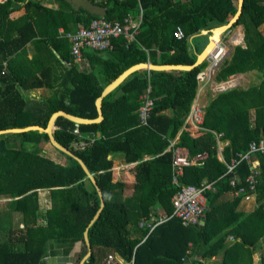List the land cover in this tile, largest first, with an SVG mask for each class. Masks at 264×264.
<instances>
[{"label":"trees","instance_id":"1","mask_svg":"<svg viewBox=\"0 0 264 264\" xmlns=\"http://www.w3.org/2000/svg\"><path fill=\"white\" fill-rule=\"evenodd\" d=\"M51 1L59 7L45 8L34 20L28 14L16 19L11 15L38 0L0 2V131L46 128L58 111L97 118L96 100L103 88L129 67L147 62L155 66L195 64L212 30L228 24L238 11V0H92L106 8L103 18L108 21L123 22L142 12V22L136 40L129 45L119 38L105 55L84 50L93 66L88 74L63 64L72 59L71 47L59 38L58 28L69 30L78 22L88 25L99 17L84 9L76 11L65 0ZM238 26L243 27L244 46L234 47L215 79L222 82L253 73L257 83L211 98L202 129L194 131L198 136L185 122L197 94V77L207 61L176 75L134 72L103 99L100 123L56 120L55 139L86 164L103 194L104 209L92 226L101 199L78 161L55 149L44 132L0 135V200H8L0 208V264H48L45 258L49 255L67 259L81 245L79 264L88 253L84 238L88 226L92 254L85 264H107L109 256L115 257L112 264H204L196 258L208 260L220 253L221 264H254L256 242L264 237V154L256 155L260 161L256 191L247 192L256 195L255 209L249 213L237 210L246 195L232 200L224 196L234 191L232 175H225L226 164L237 153L246 152L251 143L264 139V0H244L233 29ZM179 27L182 39L174 35ZM28 45L34 49L32 58ZM63 68L65 73L58 75ZM149 84L155 105L148 124L141 126L138 115L132 113L140 108L139 97ZM43 87L56 90L34 103L22 93ZM179 132L176 147L186 148L190 157L208 154L202 164L184 169L180 184L200 188L214 183V189L205 192L208 207L202 222L186 226L174 217L150 232L140 222H155L161 213L173 212L172 199L179 187L173 184L174 152L166 150ZM218 140L228 142L222 161ZM81 143L87 145L80 148ZM48 145L64 157L65 164L47 157ZM118 152L128 163H137L130 196L126 195L129 185L113 176L109 157ZM235 175L237 185L246 186L249 163L241 162ZM39 191L49 192L50 208L45 211L40 209ZM18 216L20 226L14 221ZM229 236L241 239L244 247H231Z\"/></svg>","mask_w":264,"mask_h":264},{"label":"built area","instance_id":"2","mask_svg":"<svg viewBox=\"0 0 264 264\" xmlns=\"http://www.w3.org/2000/svg\"><path fill=\"white\" fill-rule=\"evenodd\" d=\"M2 0H0L1 2ZM142 15V13H141ZM141 25L138 18L127 17L123 22L108 21L105 18L93 19L88 25L79 26L75 32L62 31L60 37L66 39L71 44V55L75 63H81L83 59V50L91 49L98 52H110L114 49L113 40L123 38L126 44L136 40V35ZM177 39L184 38V33L179 27L175 32ZM228 32L216 43L213 51L210 53L205 69L198 75L200 82L212 81L221 64L229 57L233 48L242 45V39L234 40ZM141 107L138 110L139 123L142 126L148 124L151 117L155 102L152 97L151 85L140 96ZM190 120L196 129L200 128L203 123V110L193 107ZM75 133L79 134L78 130ZM87 143L79 144L80 148H84ZM258 154H264V139L259 142H253L244 153H237L229 163H227V172L225 175H232L230 186L234 188L237 196L247 195L256 191V176L259 171V161L255 158ZM208 154L206 152L190 157L188 152H174L173 159V184L179 187V191L172 199L173 212L171 215L161 213L159 219L155 222H140V227L149 228L153 232L158 224L168 221L172 218L180 219L183 225H197L202 222L203 215L207 209L206 191L214 189L213 184H205L203 187L181 185L179 178L184 174V169L193 165H200L206 160ZM246 161L250 165V175L246 178V186L237 185V176L235 170L239 164ZM115 257L109 256L107 264H112Z\"/></svg>","mask_w":264,"mask_h":264},{"label":"crops","instance_id":"3","mask_svg":"<svg viewBox=\"0 0 264 264\" xmlns=\"http://www.w3.org/2000/svg\"><path fill=\"white\" fill-rule=\"evenodd\" d=\"M238 3H239V0H238ZM58 5L59 4L56 1L38 0L37 3H35V2L28 3L21 11L13 13L11 15V18L12 19H16V18L21 17V16H23L25 14H28L34 20V19L38 18L39 16H41L45 12V8L53 7L54 9H57L59 7ZM76 11H78V10H76ZM82 16H83V20H84V18H86V15L83 14ZM133 18H135V17H133ZM136 18H138L142 22V15L141 14L138 15V17H136ZM79 26H85V23L78 22L74 26L71 25V26H69L70 27L69 30H66L63 26H60L58 28L59 38L62 39V37H60V33L62 31L75 32V31L78 30ZM215 29H213V30H215ZM213 30H212V32H213ZM233 30L234 29L232 28L231 30L228 31V32L231 33L230 36L234 40L242 39V46H244V31H243V27L241 26V29H238V30H236L234 32H233ZM212 32H211V35H212ZM228 32H226L225 34H227ZM203 33L206 34V31H203ZM225 34H223L221 36V38ZM70 47H71V44H70ZM84 50L86 51V50H91V49H84ZM84 50H83V59L84 60L81 63H75L74 62V59H73V57L71 55V49H70V55H71L72 59H71L70 62H65V63L63 62V64L65 66L69 67V68L71 67V65L76 66V68H77L76 70H77L78 73H88V74L92 73L93 72V66L91 65L90 59L85 56ZM92 51H94V50H92ZM28 52H29V58H32V56L34 54V49H33V47L31 45H28ZM105 53H108V52H105ZM231 53H230V55H231ZM102 55H105V54L102 53ZM230 55H229V57H230ZM147 63H150V62H147ZM147 71H149V70H147ZM177 71L178 70L170 71V72H172V75L173 74L176 75ZM64 73H65L64 68L63 69H58V75H62ZM114 81H112V82H114ZM61 83H62V81H59L57 86L59 87V85ZM254 83H257V81H256V77H255V75L253 73H249L247 75L246 74L235 75V76L230 77L227 81H222V82H217L216 79H215V76L212 79V81H208L206 83L205 82H200L198 80L197 94H196V97H195V99H194V101L192 103L191 110H190V112H189V114L187 116V119H186V122H185L186 125L190 128V130L193 132V134L195 136H198V135H196L194 133V131L202 129V125H201L200 128L196 129V127L192 125L191 120H190V114H191L192 108L194 106L198 107V108H201L203 110V119H204L205 108L209 104L211 98H214L220 92H224L226 90L233 89L235 87L248 88L251 84H254ZM110 84L105 86L103 88V91ZM54 89L50 90L47 87H43V88H38V89H35V90H31V91H23L22 93H23V95H24V97L26 99H28L31 103H34L35 99H38L40 97H49V96H51L53 94V92L56 90V89L55 90ZM118 95H120V93H118ZM139 101H140V97H139ZM138 110H139V108L137 110H135L132 114L133 115H138ZM132 114H129V115H132ZM95 124H97V123H95ZM139 125H140V123H139ZM180 133L181 132H179L177 137L173 141H171V144H170L169 148L166 151L173 150V152H175V151L188 152V150L186 148L176 147V145L178 144V141H179ZM100 136H101V133H100V135H98V137H100ZM227 145H228V142L218 140V150L217 151H218V158L221 161L223 160V151H224V149H225V147ZM109 158L113 162L112 172H113V176H114L115 181H120V182H123V183L129 185V188L126 190V195L130 196L132 194L131 186L134 185L135 182H136L135 167H136L137 163H128L126 161L125 155L123 153H119V152L111 154ZM148 158L149 157H146L145 159H148ZM255 158L259 161V159L257 157H255ZM258 163H259L258 171L260 172V161ZM236 197H240V196H237L234 191H231V192H228V193L225 194L224 199L225 200H232V199H234ZM39 200H40V205L42 206L41 208L44 209L43 211H45V210L50 208V198H49V192L48 191H39ZM256 205H257V203H256V195L255 194H249V196L241 197V200H240V203L238 205L237 210L240 211V212L249 213V212H252L255 209ZM157 210L160 211L159 208ZM227 243L231 247L232 246L233 247H244L242 245V240L241 239H237L234 236H229L228 239H227ZM256 245H257V251L254 254V264H262L261 260L264 257V237L260 238L256 242ZM80 250H81V245H77L74 248L73 253L67 259L64 258L63 256H60V255H55V256L49 255V257L45 258V262L48 263V264H74L75 255L77 253H79ZM222 255L223 254L220 253L219 255L214 256V257H212V258H210L208 260H205V259L202 260L200 256L197 257L196 259L202 261L204 264H221ZM120 262H123V261L120 260Z\"/></svg>","mask_w":264,"mask_h":264},{"label":"water","instance_id":"4","mask_svg":"<svg viewBox=\"0 0 264 264\" xmlns=\"http://www.w3.org/2000/svg\"><path fill=\"white\" fill-rule=\"evenodd\" d=\"M67 3L71 4L75 10L79 9H84L86 10L89 14L98 16L100 18H103L106 13V8L94 3L92 0H65ZM244 5V0H239L238 3V11L235 14V16L230 20V22L226 25H223L221 27L216 28L213 30L211 37L209 38V43L205 47V49L202 51L200 55H198L197 60L195 64L185 66V65H164V66H155L151 63H141L135 66L130 67L128 70L124 71L114 82H112L108 87L104 89L102 92L101 96L96 100V108L98 112V117L96 119H84L80 118L71 114L66 113L65 111H58L54 113L47 124L46 128L40 127V126H30L26 128H15V129H8V130H2L0 131V135L2 134H7V133H22V132H28V131H39V132H44L48 135L49 141L51 145L57 149L58 151L74 158L80 166L83 168L85 173L87 174L88 178L93 182L94 186L96 187V190L98 192V195L101 199V204H100V209L97 212L96 216L94 219L90 222L89 226H92L94 222L99 218V216L102 213V210L104 209L105 202L103 199V194L101 192L100 187L97 184V181L94 177V175L89 171L88 167L86 164L78 158L71 150L67 149L63 145H61L54 137L53 132L56 129L55 123L56 120L59 117H65L66 119L74 122L77 125L81 124H94V123H100L104 119V114H103V109H102V101L103 99L110 94L112 91H114L127 77H129L131 74H133L136 71H141V70H149V71H189L194 68H196L198 65L204 63L207 61L210 53L213 51L216 43L220 40L221 36L231 30L234 26L235 23L238 22L239 18L241 17L242 14V9ZM100 135V133L98 134ZM88 226V229H89ZM88 229L84 233V238L85 242L87 245L88 253L84 256V258L81 260L79 264H85L86 260L91 256L92 254V249L90 245V241L88 238Z\"/></svg>","mask_w":264,"mask_h":264},{"label":"rangeland","instance_id":"5","mask_svg":"<svg viewBox=\"0 0 264 264\" xmlns=\"http://www.w3.org/2000/svg\"><path fill=\"white\" fill-rule=\"evenodd\" d=\"M238 29H241V26L239 27H236L234 31L238 30ZM261 30L263 31L264 33V27L261 28ZM47 157L51 158L52 160L56 161L57 163H61V164H65L66 163V160L64 159V157L59 154V152L57 150H55L54 148H52L50 145L47 146ZM8 200L6 199H1L0 200V208H2V206H4V204L7 202ZM42 206L40 205V209L41 210H44L41 208ZM15 225H21V218H19V216L17 218H15ZM78 258V253L75 255V262L74 264H77V259Z\"/></svg>","mask_w":264,"mask_h":264},{"label":"bare ground","instance_id":"6","mask_svg":"<svg viewBox=\"0 0 264 264\" xmlns=\"http://www.w3.org/2000/svg\"><path fill=\"white\" fill-rule=\"evenodd\" d=\"M238 41V40H237Z\"/></svg>","mask_w":264,"mask_h":264}]
</instances>
